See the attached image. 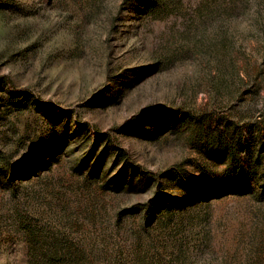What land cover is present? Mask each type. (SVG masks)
I'll return each mask as SVG.
<instances>
[{"label":"rangeland","instance_id":"rangeland-1","mask_svg":"<svg viewBox=\"0 0 264 264\" xmlns=\"http://www.w3.org/2000/svg\"><path fill=\"white\" fill-rule=\"evenodd\" d=\"M0 78V264H264V0H0Z\"/></svg>","mask_w":264,"mask_h":264},{"label":"trees","instance_id":"trees-1","mask_svg":"<svg viewBox=\"0 0 264 264\" xmlns=\"http://www.w3.org/2000/svg\"><path fill=\"white\" fill-rule=\"evenodd\" d=\"M0 81L4 84V85H8V82H6V80L4 78H0ZM9 94H11V96H17L18 92H13V91H8ZM22 94V93H21ZM240 135H241V132L238 131L237 132V135H236V138L237 139H240ZM218 144H221L219 141L217 142V146ZM226 170L228 171H231L232 174H236V173H240V174H243L244 173V168L241 166V160L240 158L238 157L237 153L236 152H232L231 155H230V158H229V164L226 168ZM239 182L237 179H232L230 180L227 184L223 185V186H217L216 187V191L212 194L213 198L214 197H222V196H225L227 194H233V193H239V194H242V193H248L250 192L249 188H245V192H242L238 189L240 188H237L239 187ZM160 201V200H159ZM156 203H158V201H156Z\"/></svg>","mask_w":264,"mask_h":264}]
</instances>
